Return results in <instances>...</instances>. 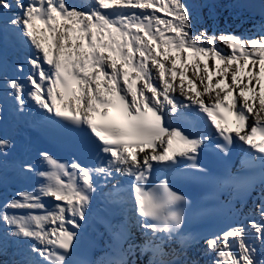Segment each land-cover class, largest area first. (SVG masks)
<instances>
[{
  "label": "snow or ice",
  "instance_id": "obj_1",
  "mask_svg": "<svg viewBox=\"0 0 264 264\" xmlns=\"http://www.w3.org/2000/svg\"><path fill=\"white\" fill-rule=\"evenodd\" d=\"M252 7L261 21L237 35L198 27L185 0H0V113L34 114L56 147L14 157L0 136L21 185L0 203V252L20 257L6 264H264V0ZM97 223L95 260L81 241Z\"/></svg>",
  "mask_w": 264,
  "mask_h": 264
},
{
  "label": "bare ground",
  "instance_id": "obj_2",
  "mask_svg": "<svg viewBox=\"0 0 264 264\" xmlns=\"http://www.w3.org/2000/svg\"><path fill=\"white\" fill-rule=\"evenodd\" d=\"M189 5L194 6L196 13L202 16V18L199 19L200 23L198 27L206 28L210 34L212 32H216L217 34L220 32H233L237 35H249L251 33H249L248 30L252 29L253 23L261 21L260 17L254 16L253 13H251V10H255L251 6L246 4L249 8L248 10H244L242 7L240 9L239 0H217L216 2H211V0H194V2ZM0 56H3L2 46H0ZM9 56L11 57V53H9ZM190 74L191 69L189 70V75ZM33 116L34 114L30 113L20 122L14 121L9 116L5 121L0 120V136L7 134L8 137L17 144L15 156L22 152V145L18 143L19 136L17 134L19 131L26 128L28 121L34 118ZM5 178H7V184L3 182ZM20 186V184L13 181L12 176H0V203ZM14 251V248L9 247L7 256L4 257V259L10 261L11 258L9 255L11 256V253ZM1 254L3 253L0 252V255ZM16 258L20 259L18 256Z\"/></svg>",
  "mask_w": 264,
  "mask_h": 264
},
{
  "label": "rangeland",
  "instance_id": "obj_3",
  "mask_svg": "<svg viewBox=\"0 0 264 264\" xmlns=\"http://www.w3.org/2000/svg\"><path fill=\"white\" fill-rule=\"evenodd\" d=\"M198 16H199V19L202 18L201 15H198ZM6 256H7V255L4 256V254H1V255H0V264H6V261H9V260H5V259H4V257H6ZM9 257L11 258V260H12L13 258L17 259L16 257L10 256V255H9Z\"/></svg>",
  "mask_w": 264,
  "mask_h": 264
},
{
  "label": "water",
  "instance_id": "obj_4",
  "mask_svg": "<svg viewBox=\"0 0 264 264\" xmlns=\"http://www.w3.org/2000/svg\"><path fill=\"white\" fill-rule=\"evenodd\" d=\"M259 14V13H258Z\"/></svg>",
  "mask_w": 264,
  "mask_h": 264
}]
</instances>
